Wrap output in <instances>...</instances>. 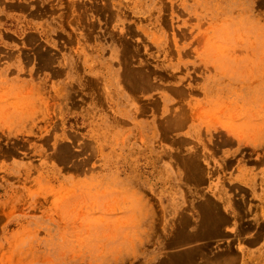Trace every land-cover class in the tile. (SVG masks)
<instances>
[{"label": "rangeland", "instance_id": "374dc122", "mask_svg": "<svg viewBox=\"0 0 264 264\" xmlns=\"http://www.w3.org/2000/svg\"><path fill=\"white\" fill-rule=\"evenodd\" d=\"M0 264H264V0H0Z\"/></svg>", "mask_w": 264, "mask_h": 264}]
</instances>
